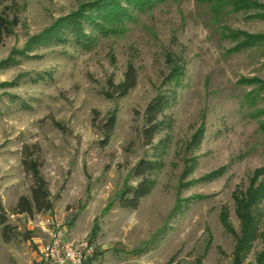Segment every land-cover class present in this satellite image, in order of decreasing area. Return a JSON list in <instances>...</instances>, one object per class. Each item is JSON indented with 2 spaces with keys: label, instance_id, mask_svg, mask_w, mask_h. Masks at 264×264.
I'll return each mask as SVG.
<instances>
[{
  "label": "rangeland",
  "instance_id": "rangeland-1",
  "mask_svg": "<svg viewBox=\"0 0 264 264\" xmlns=\"http://www.w3.org/2000/svg\"><path fill=\"white\" fill-rule=\"evenodd\" d=\"M95 1L0 0L18 18L0 40V201L12 227L9 242L0 229V264H42L50 220L95 246L90 264H232L235 199L264 187V41L233 49L242 34L264 36V19L229 6L216 14L209 0L143 11L121 2L128 16L107 34L80 18L87 46L69 30L44 38L57 21L90 15ZM129 65L137 85L118 97L109 83H121ZM159 94L175 100L146 146L145 111ZM111 115L115 130L102 146ZM141 160L157 166L151 191L136 209L122 208ZM33 162L49 207L27 216L15 207L31 197ZM252 212L264 232V199ZM262 249L256 239L243 264H256Z\"/></svg>",
  "mask_w": 264,
  "mask_h": 264
},
{
  "label": "trees",
  "instance_id": "trees-1",
  "mask_svg": "<svg viewBox=\"0 0 264 264\" xmlns=\"http://www.w3.org/2000/svg\"><path fill=\"white\" fill-rule=\"evenodd\" d=\"M164 0H97L90 4V15H78L72 14L60 21H57L51 28L42 34L44 38H56L58 31H70L74 36V41L77 45L87 46L91 44V40L84 34L82 28V20H85L90 24L93 29L102 34H107L113 27L121 23L125 17L128 16L127 10L121 5V2H125L126 5L132 9L143 11ZM213 5V10L216 14L220 13L225 7L229 6L234 12H248L251 10L256 11L255 17L264 19V4L257 3L253 0H209ZM6 10H10L9 7L0 9V40L4 36H8L12 33L14 27L18 24V18L13 15L9 17V13ZM245 36V39L237 44L234 51H240L243 48H249L256 44L258 41H264V36ZM233 39H237L233 35ZM251 81L249 83H253ZM262 86L264 83L259 82ZM137 85V72L136 69L129 65L126 69L124 79L119 84L109 83V88L118 97L125 96L130 90L134 89ZM260 85V87H261ZM259 87V88H260ZM264 90V87L260 88V91ZM175 96L171 97L167 94H159L156 96L147 106L146 115V127L143 129L142 136L144 144L149 146L155 138V135L160 130L166 121L159 118L172 106ZM116 126V119L114 115L109 116L107 121L101 126L102 131V146L107 145L111 138ZM157 168L156 164L141 160L133 170L135 177L139 178L138 185L134 188H125L120 196V205L125 209H136L140 200L146 197L152 188V181L150 180L151 174ZM29 169L35 176V184L31 188V197H20L15 207V212L18 214H26L32 216L33 213H40L45 211L49 207V192L46 189L45 182L39 173V164L33 162L29 165ZM260 187V186H259ZM242 197L235 199V205L237 209V217L240 220V235H236V244L232 254V264H243L244 259L250 252L253 242L256 239H262L264 242V232H259V221L253 218L252 208L256 207L258 203L264 199V187L257 189L254 192L247 191L242 193ZM222 223L227 231L233 234V230L226 220V213L222 215ZM0 229L1 236L5 242H9L11 239L12 227L8 223L7 212L5 211L2 202L0 201ZM97 256V255H96ZM95 256V258H96ZM196 264H200L198 259ZM256 264H264V249H262L256 255Z\"/></svg>",
  "mask_w": 264,
  "mask_h": 264
},
{
  "label": "built area",
  "instance_id": "built-area-1",
  "mask_svg": "<svg viewBox=\"0 0 264 264\" xmlns=\"http://www.w3.org/2000/svg\"><path fill=\"white\" fill-rule=\"evenodd\" d=\"M48 237L38 243L39 260L42 264H90L96 256L95 246L88 240H71L62 224L53 220Z\"/></svg>",
  "mask_w": 264,
  "mask_h": 264
}]
</instances>
